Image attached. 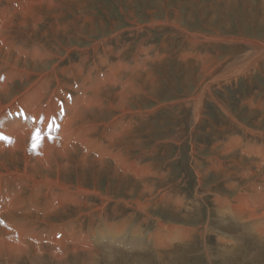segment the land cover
<instances>
[{"label":"rangeland","instance_id":"374dc122","mask_svg":"<svg viewBox=\"0 0 264 264\" xmlns=\"http://www.w3.org/2000/svg\"><path fill=\"white\" fill-rule=\"evenodd\" d=\"M20 1L18 5H14L18 11H16L17 14H27L25 13L26 7L30 8V6L39 4L38 0H25L26 3L23 0ZM42 1L40 0V4H42L41 7L44 11L47 7L45 5L53 2V0ZM54 3L58 6L55 5L57 7L51 9L53 11L48 17L45 16L40 7L38 15L42 17L44 22L33 23L32 27L35 26L37 29L33 44H23L22 47L17 45V49H25L26 47L28 52L34 55V51L31 49H36L37 46H41L39 42L45 41L43 43L44 48L54 49L53 52H60L59 56L64 57L58 62L61 66L69 67L70 63L77 64L83 61V73H87L91 65L100 56L107 58L108 65L114 62L126 65L120 67L123 69V74L136 71L142 73L148 67L153 69L154 82L149 83L150 81L143 78L146 79L144 82L147 84L142 89L140 99L130 100L132 103L128 104L129 108L126 110H117V114L122 113L119 117L121 121L118 119L117 125L111 123V120L107 124L101 123L99 125L96 123L95 129L97 128V130L94 129L91 134L93 137L89 140V145L91 148L93 147L91 149L93 154L95 152H109L108 154H110L118 150L128 153L129 161L133 159L132 162H136V167L140 166V170L142 169L145 175L136 176V180L131 181L122 180L119 174L114 175L115 171H108L110 177L97 170L94 172L86 171L85 175L81 176V182L90 189H92L93 183H96L98 194L85 191L73 194V202H70L69 207L76 210L81 208L82 213L73 214L66 211L71 216L66 217L67 215L63 214L61 220L54 217L47 223L49 227L40 221H36V226H27L24 231H21L19 221L18 223H10L8 228L5 226L4 244L10 245L8 246L10 248L6 247L5 252L8 255L20 254L21 248H23L24 252L27 250L26 254L22 252L23 255L31 257V260L40 261V264H95L94 262H97L96 264H264V239L260 241L256 234V232L264 230V215L257 217V219L254 218L253 221L246 220L245 224L239 223L237 226V222L227 218L225 222L220 221L219 217L217 218L218 212L216 216V208L214 207L217 197L222 196L232 188L229 181L233 185L242 184L245 181H238L235 177L238 173L244 174V171L249 174V177L255 175V178L250 180L254 181L251 184H257V188L248 192L251 197L257 190L264 193V156H262L264 155V127L261 125L264 121V62L262 65L260 64L263 71H257L255 74L254 71H251L250 76H244L243 72H239V76L234 77L235 79L230 77L229 82H221L218 86L212 84L208 90L209 93L203 99L199 119L195 118L194 103L193 100L189 99L197 94V87L202 78L197 66L199 63L215 62L217 68H224L222 69L223 72L227 70L225 67L229 69L230 66L231 68L241 66L245 62L241 61L252 53V51L249 54L247 52L248 49H252V44L264 42V0H236L229 7L224 4V0H54ZM25 5L27 6L25 7ZM16 15L12 20L16 18ZM31 22L28 24L30 25ZM13 23L15 24L16 21H12ZM48 25L61 29L62 32L56 36L58 39L52 37ZM40 39L41 41H39ZM245 40L247 42L244 44ZM193 42L196 43V48L191 47L190 44ZM240 45L243 48H238ZM67 48L70 50H65ZM233 48L238 50L233 51ZM138 50L144 55L150 54L152 60L144 61L142 59L143 54L141 56V52ZM82 54L86 56L85 60L80 58ZM198 54L201 57L204 55V57L202 59L196 58ZM229 60L230 63L225 65L226 61ZM235 61L237 63H234ZM53 62L54 60L48 61V68ZM192 62H196L197 65L191 66L193 65ZM120 68L118 69L121 70ZM118 69L115 71V68L112 67L115 72ZM99 73L102 78V70ZM14 80L13 86L17 84L18 88L23 87L24 90L28 88L25 87L28 82L21 83L19 76L15 77ZM122 80H125L124 77ZM103 84L105 85V83ZM121 84L116 86L118 90L122 88ZM39 86V88H31L29 91L31 93L25 97L33 100L34 98L31 96L34 94L39 92L44 94L45 82ZM48 86L50 88L54 86V83L48 84ZM12 90L14 91L13 87ZM32 100V104L35 103ZM103 104L106 106V102ZM137 105H141V107ZM64 106H59V113L62 115L60 120H66L65 118L70 115L67 109L71 110V108ZM7 109V113L5 112V115L2 116L0 137H8L7 134H10L23 121L25 128H28L31 116L33 121L36 119L35 115H31L27 110L12 112V109ZM55 112L57 113L58 110ZM56 113L53 112L54 116L59 118V113ZM112 113L115 112L112 111ZM62 120L59 123L53 122L56 124L46 126L44 132L50 133L58 126L60 129ZM125 131H130L129 136L125 138L126 143L115 144L111 147L114 149H110L109 147L115 137L120 136ZM113 132L115 135L111 143L105 141V137H110ZM119 132H121L120 135ZM57 135H60L59 130ZM70 138L68 137L69 140ZM0 142H4V139H0ZM6 144H4L5 147L11 145V143ZM80 145V148L84 150V146L81 143ZM230 147V151L226 152ZM252 152L254 153L252 154ZM258 152L260 153L257 154ZM256 156L257 158H255ZM9 160L6 163L12 167V161L16 160ZM20 166L21 164L18 165V167ZM241 167L243 168L241 169ZM118 170L122 171L120 168ZM125 172L129 175L132 171L126 170ZM47 173L49 172L42 171L36 173L39 175L38 177L33 175L32 178V176L27 175V177L26 174L22 175L14 171L0 172V178L8 179L12 185L11 187L8 184L9 188L4 183L0 185V191L3 193L0 194V202L3 200L7 202L4 201V207L9 204L8 198L6 199L3 195L6 192L14 191V183L10 181L15 180L16 182L18 177L23 176L24 182L26 180L27 183H34V181H41L40 177L42 176L40 175L46 176ZM91 173L95 174V180L91 179ZM15 174L17 175L14 176ZM47 176L51 177L52 175L49 173ZM64 178L66 181L68 180L67 182L71 180V183L74 184L73 182L77 177L69 172L64 175ZM199 180L201 183L198 182ZM161 186L162 188L166 186V190L163 189V192H158L156 196L155 192ZM21 189H25V194L30 192L28 187ZM150 191L154 192L151 198L155 201H152L147 208L148 216L134 204L126 203L128 199L134 201L137 198L140 199L141 197H138L139 192ZM228 193L231 197L236 195L238 187L235 194L231 191ZM57 195L58 199L59 196ZM259 195L262 199L257 204L264 202V194ZM51 196H55L54 191ZM251 197L246 199L248 204H254ZM35 201H38V198ZM52 202L56 204L57 200L52 198ZM102 202L104 203L102 204ZM210 219L213 222H210ZM257 220L260 222V224L257 223V227L254 228L253 225H249L257 222ZM57 223L61 230H58L59 228L56 229L57 231L54 229L55 225H58ZM212 223L215 225H211ZM105 224L106 226L103 227ZM206 225L209 226L208 231L203 230ZM226 225L228 228L221 227ZM242 225L246 230L245 228L242 229ZM168 228L173 229L168 230ZM103 229L106 230L107 237H109H104L107 241L102 236V238L97 239L98 235L103 234L100 233ZM177 229L188 230L187 235ZM212 230L216 231L210 232ZM229 230L231 236L226 233ZM16 232L21 235L16 236ZM248 232H252V234ZM220 234L223 235L222 238ZM123 236H126L127 239ZM130 236L134 237L131 239ZM235 236L236 239L233 238ZM31 237L32 239L37 237V240H32ZM134 238L137 239L134 240ZM229 238H232V241ZM110 242H113L120 249H97L100 245L110 244ZM20 243H31V246L24 245V247ZM74 244L90 246V249H94V251L91 255L81 254L77 256L73 252L63 254V251L68 250ZM18 245L22 247L20 248ZM40 245L46 246L43 248L44 250ZM50 245L52 249H50ZM219 245L222 247L220 248ZM122 249L129 251L122 253ZM1 259L0 264H5V260Z\"/></svg>","mask_w":264,"mask_h":264},{"label":"bare ground","instance_id":"6f19581e","mask_svg":"<svg viewBox=\"0 0 264 264\" xmlns=\"http://www.w3.org/2000/svg\"><path fill=\"white\" fill-rule=\"evenodd\" d=\"M19 1L20 0H0V81H1L0 82V124H1L3 114L5 112L7 113V110H8L7 108L12 109V112H14V111L21 112L22 110H27L31 113V115L32 114L35 115L36 121L34 120L35 121V123H34L33 118L30 115L31 116V122H30L28 128H25V123H23L24 122L23 121V122H21V124L19 126L15 127L14 130L12 129L13 131H11L10 134H7L8 137L11 138V141L13 140V142H11L10 146H7V147L4 146V144L9 143L6 140H4V142H2V143L0 142V172H4V171L5 172H9V171L13 172L14 171L15 173L18 172L22 175L26 174L25 176L29 175V176H32V178H33L34 176L37 175L36 173H41L42 171H46V172H49L53 176V178H52V176L51 177L47 176L49 174V173H47L46 176L40 175V176H42V177H40L42 179L41 181L39 180L40 182L34 181V183H32V182L27 183L26 180L24 182L22 179L23 176L21 178L18 177L19 179H17L16 182H15V180L10 181L11 183L12 182L14 183V187H13L14 191L6 192L3 195V197H6V199L8 198L9 204L7 207H4V201L5 200L0 202V204H1V207H0V259L2 258L3 260H5V262H4L5 264H21V263H28V262L30 264H40V261L37 262V260H33V259L31 260L30 259L31 257L29 258V257L22 254V252H24V251H23V248H21L22 247L21 245L31 246V243H33V242L27 243V244L20 243L21 245H18L21 248V251L19 250L20 254L19 253H15V254L13 253V254L8 255L7 252H5L6 247L10 246V245L4 244L5 233H6L5 226L6 227L8 225L10 226V223H12V222L18 223V221H19V223H18L19 227L21 228V231L22 230L24 231L27 229L26 228L27 226L31 225V227H34L36 221H40L49 227V225L47 223L54 217H58L61 220L63 218V214H66L67 215L66 217H69V216H71V214H70L71 212L73 214L74 213H76V214L82 213L80 211L81 208L76 210V209H72L71 207H69V204H71L73 202V200H72L73 194L75 195L76 193H82V191L98 194V192H97L98 188H97L96 183H93L94 188L92 187V189H90L89 187L86 188L87 186L85 183L81 182V176L85 175L84 173H86V171L94 172L97 170L99 172H104L109 177H110V175H109L108 171L109 172L115 171L114 175L119 174L122 177V180L128 179L131 181L136 180V176L140 175V177H142L143 175H145V173L142 171V169L140 170V166L136 167L137 163L132 162L133 159H131V161H129L130 158H128V153L121 152L120 150H118V151L112 152L110 154H108L109 152L108 153H106V152L96 153L95 152L93 154V152L91 151V149L93 147L91 148V146L89 145V140L93 137L91 134L94 131L95 126L97 125L96 123H99V125L101 123L107 124V122L111 120L110 121L111 123L116 124L118 122L119 117L121 116L120 114H122V113L117 114V110L118 111L126 110L129 108V105L132 103V102H130V100H138V98L140 99L141 92H143L142 89L147 84L144 81L147 79L148 81H150L149 83H153L154 78H153V69L152 68L148 67L146 69V71L142 72V73H138L136 71V72H132V73H126L125 72L123 74V71H122L123 69H121L120 67L121 66L123 67L124 64L119 63V62L118 63L114 62V63H111L110 65H108L107 64L108 63L107 58L101 57V56H100V58L98 57V59L91 65V68L88 70L87 73H83V71H82L83 61H80L77 64L70 63L69 67L68 66H66V67L61 66L58 62L63 60L64 57L59 56L60 52H57V51L53 52L54 49H50L49 47L44 48L43 43L45 41H43V43L39 42V44L41 46H37L36 49H34V48L31 49L32 51H34V55L30 54L28 52V50L26 49V47H25V49H17L18 48L17 45L20 47H22L23 44L32 45L34 40H35L36 34H37V29H35V26H34V28L32 27L34 25L33 23L39 24L40 21L44 22L41 19L42 17H40V15H38L39 14L38 11L40 10V7L42 6V4H40V0H38L39 4H36V5L32 4L33 6H30V8H27L26 7L27 5H25V7L27 9V11L25 13H27V14H22V13L17 14L18 11L14 7V5H18ZM24 1L25 0H23V2ZM232 2H236V0H224V4L227 5L228 7L232 4ZM24 3H26V2H24ZM20 5L22 6V4H20ZM55 5H57V4L54 3V0H53L52 3L45 5V6H47L45 11L42 10L43 7H41V10L44 12L45 16L48 17L51 14V11H53L51 9H54L58 6V5L57 6H55ZM15 15H16V18L14 20H12V18L15 17ZM41 15H42V13H41ZM58 15H57V17H58ZM38 17H40V18L37 19ZM12 21H16V23L12 24ZM31 21H34V22H31ZM29 22H31L30 25L28 24ZM63 26H65V25H63ZM48 28L50 29L52 37L54 39H58V37H56V36L59 32H62L61 29H59L55 26L54 27L50 26V25H48ZM40 38H42V35H40ZM39 41H41V39ZM246 42H247V40L244 41V44ZM58 43H59V41H58ZM190 45L192 48H196V46H197L196 43H194V42ZM238 48H243V46L240 45ZM251 48L252 49H248L250 51L247 50V52L249 54L252 51V53H250V55L247 54L248 56L245 57V60L243 59L241 61V62L245 61L241 66L238 65V66H235L233 68H231V66H230L231 69L230 68L228 69L227 67H225L227 70L223 71V72H222V69H224V68H217L218 66L215 65V62H212V63L202 62V63H199L198 65L196 62H192L193 65H191V66L194 67L197 65L198 70H199V75L202 76L200 83L198 84V87H197L198 90H197V92L195 91L197 94L195 93L196 94L195 97L191 96L189 98V99L193 100L194 116L196 119L197 118L199 119V117H200V113L202 111L203 99H204L205 95L207 93H209L208 90L210 89V86L212 84H217V86H218V84L221 82H227V81L229 82L230 77H233V79H235L234 77H237L239 72H243L244 76H250L251 71H254V74L257 73V71H263V68H260V64L262 65V63L264 62V42H262V43L257 42V44L256 43L252 44ZM65 50L69 51L70 49L67 48ZM237 50L238 49L233 48V51H237ZM138 51L141 52L140 50H138ZM230 51H231L230 53L232 55V50L230 49ZM52 54H55V55H52ZM142 54L143 53L141 52V56H142ZM200 54H198L197 57L196 56L195 57L202 59L204 57V55L201 57ZM86 56H87V54H86ZM86 56L84 54H82V56L80 58L82 60H85ZM135 59H137V58H135ZM142 59L144 61H149V59L152 60L150 54H147V55L143 54ZM53 60H54V62L52 63V65L50 64V68H48L49 67L48 61H53ZM241 62H239V63H241ZM229 63H230V60L226 61L225 65H228ZM234 63H237V61H235ZM233 64H230V65H233ZM16 66H18V67H16ZM124 66H126V65H124ZM112 67L115 68V71L118 68H120L121 70L118 69L117 72H115L112 70ZM46 69H49V70H46ZM32 70H34V72H32ZM101 70L103 72L102 78L99 75L100 74L99 72ZM114 73H116V75H114ZM32 75H33V77H35V79H32L33 78ZM17 76H19L21 78V83L28 82V84H26L27 86H25L28 88H26L24 90L23 87L18 88L17 84H15L13 86V83L15 82L14 78ZM112 77L114 78V80ZM122 77H124L125 80H122ZM143 78H146V79H143ZM24 81H26V82H24ZM43 82H45V85H46V87H44L45 93L40 94V92H39L38 94H34L33 96H31V98H34L33 100L35 102L32 104V102H31L32 99L26 98V97H28L26 95L28 93H31V92H29L31 88H34V89L39 88L40 87L39 85H43ZM53 83H54V86H51L49 88L48 84H53ZM103 83H105V85ZM121 83H123V84H121ZM118 84L122 85V88H120L119 90L116 87ZM12 87L14 88V91L12 90ZM144 94H146V93H144ZM104 102H106V106H105V104H103ZM61 105L62 106L66 105V108H71V110L67 109L68 112L70 113V115L68 114L69 116H67L65 118L66 120L61 119L62 125L60 124L61 125L60 129L58 126V128H54L53 131L51 130L50 133L44 132V128L46 126H49L50 124H56L53 122H57V123L61 122L60 117L62 115L59 113V106H61ZM137 106L141 107V105H137ZM191 107H193V106H191ZM130 108H131V106H130ZM57 110H58L57 113H59V118L57 117L58 121H57V118L54 116L55 114H53V112L56 113L55 111H57ZM112 111H114L115 113H112ZM9 114L11 116V113H9ZM8 119H9V116H8ZM233 120H235V119H233ZM119 121H121V120L119 119ZM12 122H13V120H12ZM111 123H110V126H111ZM122 123H124V122H122ZM34 124L36 127L34 126ZM261 125H263V127H264V121H263V123H261ZM2 126H4V125H2ZM116 128H117V126H116ZM36 129L40 130V135L42 137V140L39 142V146L35 150H33L32 149V135ZM261 129H262V127H261ZM58 130L60 131L59 136L57 135ZM95 130H97V128ZM125 132H123V133H125L124 135H122L123 133L120 135L121 132H119L120 136H118V137L116 136L117 138L115 137L114 140H113V137L115 135L114 132L111 133L112 135L110 137L109 136L105 137L106 138L105 141H108L110 143L113 140L112 145L109 147L110 149H114L111 147H113L115 144L126 143L125 138L129 136L130 131H125ZM261 135H262V133H261ZM104 136H102V137H104ZM49 137H51V138H49ZM68 137H71L70 140L68 139ZM10 138H8V139L10 140ZM80 143L84 146V150H82L80 148V146H81ZM249 144H251V143H249ZM255 145H256V142H255ZM192 147H193V145H192ZM221 149H222V147H221ZM230 149H231V147L229 149H227L226 152H229ZM238 149H240V148H238ZM241 150H242V148H241ZM254 152H252V154ZM260 152H258L257 154H259ZM241 155H243V154H241ZM129 156H131V155H129ZM258 156H260V155H258ZM262 156H264V155H262ZM255 158H257V156ZM9 159L10 160L11 159L16 160V161H12V163H11V164H13L12 167H10L8 165L9 163H6V161H8ZM262 162H261V164H262ZM258 163H259V161H258ZM19 164H21L20 167H18ZM118 168H120L123 172L118 170ZM242 168L243 167H241V169ZM126 170L132 171V172H130V174L127 175L128 173L126 174V172H125ZM238 170H239V168H238ZM146 171H147V169H146ZM69 172L70 173L72 172L73 174H75V177H77L75 179V182H73L74 184L71 183L72 182L71 180L69 182H67L68 180L66 181V179L64 178V175L68 174ZM202 172H204V170H202ZM140 173L141 174L143 173V174L141 175ZM219 173L221 174L220 171H219ZM241 174L238 173L237 175H235V177L238 179V181L245 180L242 184H238V185L234 184L233 185V183L231 181H229L230 182L229 184L232 185L231 186L232 188L229 187L230 188L229 191H231V193L235 194V192L237 191V187H238V193L236 195H232V197L229 196V193H228L229 191L227 190V192L225 194H222V196L217 197V201H215V202L212 201V202H214V207L216 208V216H217V212H218L217 218L219 217L218 219L220 221H223V222H225L226 221L225 219L227 218L229 220H232L235 223L237 222V226L239 223L245 224L246 220L253 221L254 218L257 219V217H262V215H264V202L261 204H257L262 199V197L259 194H264V193L260 190L259 191L257 190L256 193H253L252 197H251V194L248 193V192H251L250 190L257 188V184H255V183L251 184L254 181L250 180L252 178H255V175L249 177L248 176L249 174L245 173V171H244V174H242V175ZM16 175L17 174H15L14 176H16ZM94 175L95 174H93V173L90 174L91 179H93V180H95ZM38 176L39 175H37V177ZM13 178H15V177H13ZM32 178H28V179H32ZM83 178H85V177H83ZM83 178H82V180H83ZM34 179H37V178H34ZM28 181H31V180H28ZM198 182L201 183V180H199ZM2 183L6 184V186L8 184L11 185L9 183V180L6 178H0V185ZM15 186L17 187L16 191H15ZM11 187H12V185H11ZM19 187H20V189H18ZM23 187L30 188V192L25 194L24 193L25 189H21ZM7 188H9V187L7 186ZM165 188H166V186L164 188H162V186H161L155 192L156 196H157L158 192H163V189H165ZM263 188H264V184H263ZM13 189L11 188V190H13ZM71 189H73V190H71ZM53 191H54V195H55L54 197L51 196V193ZM1 193L2 192L0 191V194ZM152 193H154V192H151V191L150 192H139L138 197H141L140 199L137 198L135 201L132 199H128V200L126 199L127 200L126 203L127 204L131 203V205L134 204V206H137L138 209L143 211V213L148 216L149 214H148L147 208L151 205L152 201H155V200H153V198H151V197H153ZM84 194H83V196H84ZM213 194H214V192H213ZM56 195L59 196L58 199H57ZM106 197H107V195H106ZM250 197H251V200L253 199L254 204H251V203L248 204L247 203L246 199L250 198ZM37 198H38V201H35ZM52 198L57 200L56 204H54L52 202ZM41 201H43V202H41ZM80 203H79V205H80ZM103 203L104 202H102V204ZM154 206H155V204H154ZM2 207H3V209H2ZM98 208H100V207H98ZM101 208H102V206H101ZM29 209H31L33 212L30 211ZM66 211H68L70 213H66ZM100 212H99V214H100ZM34 216H36V217L34 218ZM79 217H78V219H79ZM210 222H213V221L211 220ZM257 223L260 224V222L257 220V222H253L252 224H249V225H253L255 228V226L257 227V225H258ZM213 224L214 223H212L211 225H213ZM63 225H64V222H63ZM16 226H17V224H16ZM105 226H106V224L103 225V227H105ZM227 226L228 225L221 226V227H223L225 229ZM164 227H166V226H164ZM241 227H242V229L245 228V227L243 228V225ZM213 228H215V227H213ZM54 229L55 230L56 229L61 230V227L58 224V225H55ZM169 229H173V228H168V230ZM34 230H35V228H34ZM177 230L184 232L187 235L188 230L187 231H185L184 229H182V230L177 229ZM203 230L208 231L209 226L208 225L204 226ZM245 230H246V228H245ZM214 231H216V230H214ZM214 231L212 230L210 232L214 233ZM100 233H103V234L98 235L97 239H100L102 237L103 238L104 237L109 238V237H107L108 235L106 233V230L103 229ZM220 233H222V232H220ZM226 233L230 234L231 232L229 230V231H226ZM16 234H17L16 236L19 235L17 232H16ZM249 234H252V232H250ZM253 234H254V232H253ZM256 234L260 238V241L264 239V230H262L261 232H258V233L256 232ZM27 235H25V236H27ZM220 236L222 238L223 235L220 234ZM229 236H231V234ZM241 236H242V234H241ZM6 237L8 238L9 236H6ZM133 237L134 236H132L131 239ZM216 238H217V236H216ZM233 238L236 239V236ZM30 239H32V237ZM125 239H127V238H125ZM131 239H130V241H131ZM135 239H137V238H134V240ZM217 239H219V238H217ZM231 239L232 238H229V240H231ZM237 239H238V237H237ZM32 240H37V237H36V239L34 237V239H32ZM105 240L107 241V239H105ZM56 242H57V239H56ZM85 243H87V242H85ZM129 244H130V242H129ZM137 244H138V242H137ZM37 245H38V241H37ZM222 245H224V244L222 243ZM41 246H42V249L44 247H46L45 245H44V247H43V245H40V247ZM116 246L117 245H115L113 242H110V244L100 245L97 249L101 250L103 248V250H104V249L108 248L110 250H116L115 248H118ZM34 247H35V245H34ZM221 247L222 246H220V248ZM8 248H10V247H8ZM47 248L49 249V246ZM90 248L91 247L87 246V245L82 246L79 244H74L68 250L63 251V254H65L66 252L67 253L73 252V253H76L75 255H77V256L81 255V254L91 255L92 251H94V249H90ZM224 248H226V247H224ZM50 249H52L51 245H50ZM118 249H120V248H118ZM130 250H131V248H130ZM234 250H233V252H235ZM26 251L24 252L25 254H26ZM121 251H122V253H127L129 250L127 251V250L122 249ZM239 251L241 252V250H239ZM38 252H39V250H38ZM204 254H205V252H204ZM233 254H235V253H233ZM230 255H232V254H230ZM117 256H118V254H117ZM232 258H234V257H232ZM61 259H62V257H61ZM226 259H227V257L225 258V260ZM223 260H224V258H223ZM229 261H230V258H229ZM231 261H233V260H231ZM94 263L96 264L97 262H94Z\"/></svg>","mask_w":264,"mask_h":264},{"label":"snow or ice","instance_id":"6c2138e0","mask_svg":"<svg viewBox=\"0 0 264 264\" xmlns=\"http://www.w3.org/2000/svg\"><path fill=\"white\" fill-rule=\"evenodd\" d=\"M49 138H51V137H49ZM0 139H4L7 142L11 143V141L7 137H0ZM41 140H42V137L40 135V130L39 129H36L33 132V135H32V149L33 150H35L39 146V142Z\"/></svg>","mask_w":264,"mask_h":264}]
</instances>
